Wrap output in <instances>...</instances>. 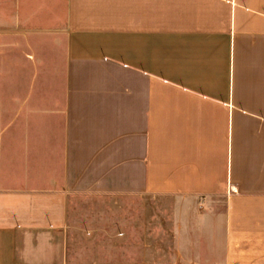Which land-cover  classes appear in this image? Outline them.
I'll use <instances>...</instances> for the list:
<instances>
[{"label": "crops", "instance_id": "1", "mask_svg": "<svg viewBox=\"0 0 264 264\" xmlns=\"http://www.w3.org/2000/svg\"><path fill=\"white\" fill-rule=\"evenodd\" d=\"M8 35L54 36L65 84L59 108L31 88L43 117L5 119L0 70V264H84L77 193L221 199L224 264H264V0H0ZM175 217L181 254L212 220ZM127 241L106 253L141 263L147 244Z\"/></svg>", "mask_w": 264, "mask_h": 264}, {"label": "rangeland", "instance_id": "2", "mask_svg": "<svg viewBox=\"0 0 264 264\" xmlns=\"http://www.w3.org/2000/svg\"><path fill=\"white\" fill-rule=\"evenodd\" d=\"M40 41L41 44L36 45H17L12 44L11 35H8L7 43L0 46L5 119L15 116L18 106H22L21 118L43 117L48 104L44 105L43 93H33L38 90L29 94L31 88L47 87L50 106L59 108L65 84L63 54L54 36L43 41L45 43ZM18 129L21 134L23 126ZM7 134L4 152L11 156L16 152L17 141L13 139L11 128ZM205 213H210L212 220L207 229L202 232L192 226L186 230L182 234L185 252L178 253L174 239V228L178 224L175 216ZM223 215V200L219 199L210 210L202 201L188 196L77 193L69 202V224L76 236L74 243L77 248L87 250L84 264H128L124 254L117 252L112 260L106 252L112 247L127 246L129 238L133 244H147V253L139 255L141 263L133 264H224Z\"/></svg>", "mask_w": 264, "mask_h": 264}]
</instances>
